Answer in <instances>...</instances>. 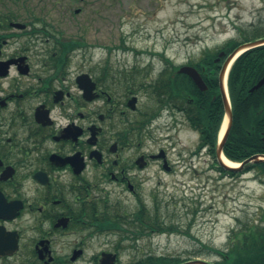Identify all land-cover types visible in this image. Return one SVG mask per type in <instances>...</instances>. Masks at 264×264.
Segmentation results:
<instances>
[{"label":"flooded vegetation","instance_id":"flooded-vegetation-1","mask_svg":"<svg viewBox=\"0 0 264 264\" xmlns=\"http://www.w3.org/2000/svg\"><path fill=\"white\" fill-rule=\"evenodd\" d=\"M63 9L61 0H0V264H101L104 253L119 264L126 250L118 241L104 238L107 249L89 251L102 237L120 241L108 222L156 198L161 172L195 173L210 161L238 177L201 138L200 119L222 100L227 50H209L212 61L208 49L167 61L158 72L113 63L110 48L96 61L71 38ZM186 131L198 134L192 149L180 142Z\"/></svg>","mask_w":264,"mask_h":264},{"label":"rangeland","instance_id":"rangeland-1","mask_svg":"<svg viewBox=\"0 0 264 264\" xmlns=\"http://www.w3.org/2000/svg\"><path fill=\"white\" fill-rule=\"evenodd\" d=\"M61 3L63 11L69 9L67 30L71 38L86 43L96 61L110 48L111 62L151 64L156 72L168 60L185 63L205 49L220 48L238 37V28H264V0H61ZM77 9L81 13L76 14ZM127 49L142 54L133 55ZM198 140L194 131L180 135L182 146L189 145L191 149ZM209 164L210 161L197 162V172L188 171L185 175L161 172L157 197L144 199L149 210H153L155 200H160L162 214L170 216L168 223H174L175 232H151L136 243L131 240L120 243L118 236L102 237L89 254L107 249L103 239L109 238L113 244L118 241L119 246L125 247L119 264H134L151 255L215 262L218 258L208 256L207 246L226 248L238 218L258 219L263 215L262 211L259 217L256 213L258 208L264 211V175L258 177L255 170L231 178L212 170ZM136 208L128 206L126 211L131 216Z\"/></svg>","mask_w":264,"mask_h":264},{"label":"trees","instance_id":"trees-1","mask_svg":"<svg viewBox=\"0 0 264 264\" xmlns=\"http://www.w3.org/2000/svg\"><path fill=\"white\" fill-rule=\"evenodd\" d=\"M251 29V28H250ZM237 38L226 42L219 50L233 52L240 45L264 38V28L240 29ZM218 50V51H219ZM209 61L216 53L205 51ZM264 77V45L248 50L234 62L228 77V89L232 102L233 125L224 147V154L235 162H243L253 156L264 155V85L250 90ZM191 95L196 97V88L191 84ZM198 95L199 92L197 91ZM208 101L215 92H205ZM217 107L203 114L202 141L210 144L214 151L218 144L220 129L225 116L223 101L217 99ZM212 113V114H210ZM257 170L258 177L264 175V163L253 164L248 171ZM131 214L124 211L117 220H110L107 228L121 231L120 243L131 239L134 243L146 238L152 231L173 233L174 223H168L170 216L162 214L160 200H155L153 210L146 204ZM263 215L259 217V212ZM258 219H237V226L229 235L226 248L208 247V256L217 257L215 264H264V211L257 209ZM132 236V237H131ZM198 257V256H197ZM192 258L147 256L134 264H181Z\"/></svg>","mask_w":264,"mask_h":264},{"label":"water","instance_id":"water-1","mask_svg":"<svg viewBox=\"0 0 264 264\" xmlns=\"http://www.w3.org/2000/svg\"><path fill=\"white\" fill-rule=\"evenodd\" d=\"M262 45H264V39H260V40H256L253 42H248V43L240 45L229 56L225 66H224V69L221 73V76H220V90H221V96H222V100H223L224 107H225V120L228 119V125H227L226 131L224 133V136L222 137V139L218 143L217 155H218L221 166L226 171L233 172V173H240L244 169H247L251 164L264 163V156H254L252 158H249V159L245 160L244 162H242V164L238 167H230L223 162V149H224L225 143L229 137V134H230V131L232 128V124H233V113H232L231 104L229 102L227 92L225 89V79H226L227 74L229 73V70H230L232 64L235 62V60L241 54H243L244 52H246L250 49H253V48H256V47L262 46ZM181 71L188 73L192 77L195 84L197 86H199L201 89H203V90L207 89L206 84L204 83L202 77L199 75V73L197 72V70L195 68L185 67ZM262 85H264V78H262L259 81V83L251 89V91L253 92L256 89H259ZM116 261H117V255L104 253L101 264H115ZM183 264H214V263L209 261V260H205V259H194V260L187 261Z\"/></svg>","mask_w":264,"mask_h":264},{"label":"bare ground","instance_id":"bare-ground-1","mask_svg":"<svg viewBox=\"0 0 264 264\" xmlns=\"http://www.w3.org/2000/svg\"><path fill=\"white\" fill-rule=\"evenodd\" d=\"M227 125H228V119L225 120V123L223 125L222 130H221V137L224 135L226 128H227ZM223 162L230 167H238V164L231 162L230 160H228L227 158H224V157H223Z\"/></svg>","mask_w":264,"mask_h":264}]
</instances>
